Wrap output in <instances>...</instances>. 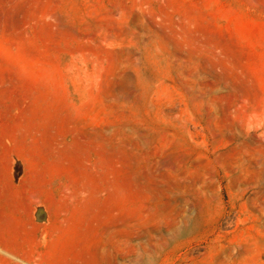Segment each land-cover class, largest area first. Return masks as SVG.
Returning a JSON list of instances; mask_svg holds the SVG:
<instances>
[{
  "label": "rangeland",
  "instance_id": "rangeland-1",
  "mask_svg": "<svg viewBox=\"0 0 264 264\" xmlns=\"http://www.w3.org/2000/svg\"><path fill=\"white\" fill-rule=\"evenodd\" d=\"M0 264H264V0H0Z\"/></svg>",
  "mask_w": 264,
  "mask_h": 264
}]
</instances>
